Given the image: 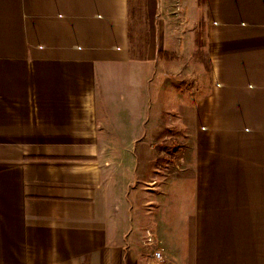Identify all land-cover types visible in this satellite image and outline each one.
Wrapping results in <instances>:
<instances>
[{
    "label": "crops",
    "instance_id": "crops-1",
    "mask_svg": "<svg viewBox=\"0 0 264 264\" xmlns=\"http://www.w3.org/2000/svg\"><path fill=\"white\" fill-rule=\"evenodd\" d=\"M146 1L0 0V264H264V0Z\"/></svg>",
    "mask_w": 264,
    "mask_h": 264
},
{
    "label": "rangeland",
    "instance_id": "rangeland-1",
    "mask_svg": "<svg viewBox=\"0 0 264 264\" xmlns=\"http://www.w3.org/2000/svg\"><path fill=\"white\" fill-rule=\"evenodd\" d=\"M129 4V21L131 23L132 32L129 35L131 43L139 52V47L141 45L150 44L152 35L149 34V27L152 26L153 13L152 3L146 0H128ZM200 58L195 56L194 60H199ZM201 60V59H200ZM175 145H166L163 148V156H161L160 163L169 162L173 159V154L175 150Z\"/></svg>",
    "mask_w": 264,
    "mask_h": 264
},
{
    "label": "built area",
    "instance_id": "built-area-1",
    "mask_svg": "<svg viewBox=\"0 0 264 264\" xmlns=\"http://www.w3.org/2000/svg\"><path fill=\"white\" fill-rule=\"evenodd\" d=\"M153 255H154L157 259H159V258L161 257V254H160V252H158V251H155V252L153 253Z\"/></svg>",
    "mask_w": 264,
    "mask_h": 264
}]
</instances>
